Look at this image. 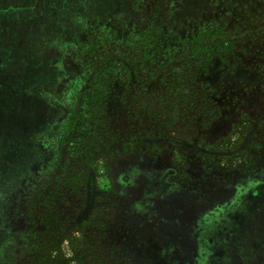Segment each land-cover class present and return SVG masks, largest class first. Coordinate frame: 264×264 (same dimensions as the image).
<instances>
[{"label":"rangeland","instance_id":"rangeland-1","mask_svg":"<svg viewBox=\"0 0 264 264\" xmlns=\"http://www.w3.org/2000/svg\"><path fill=\"white\" fill-rule=\"evenodd\" d=\"M0 264H264V0H0Z\"/></svg>","mask_w":264,"mask_h":264}]
</instances>
